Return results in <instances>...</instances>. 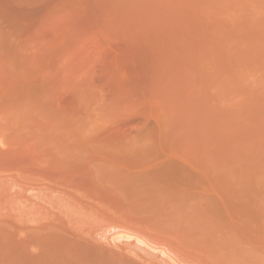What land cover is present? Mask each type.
Wrapping results in <instances>:
<instances>
[{"label":"rangeland","instance_id":"1","mask_svg":"<svg viewBox=\"0 0 264 264\" xmlns=\"http://www.w3.org/2000/svg\"><path fill=\"white\" fill-rule=\"evenodd\" d=\"M237 98L243 99L235 103ZM240 104L246 106L240 109ZM237 117L244 119L235 122L233 119ZM204 153L213 161L228 165L231 174L243 180L246 192L256 197L262 213L259 215L263 216L264 0H0V264H61L66 262L60 259L65 255H61L63 249L66 256L72 250L77 251L70 258L77 255L78 259V253L85 248L79 264L92 257L102 264L101 258L112 260L113 251L119 254L121 251L120 257L126 259L132 254L133 261L138 254L140 258H148L146 251L150 249L144 246L138 245L142 255L130 250L137 245L133 237L136 233L129 231L131 224L125 220L132 216L119 217H123L124 223L111 218L115 223L121 221L124 224L121 228L128 226V232L127 227L123 230L115 224V228L111 222L119 229L114 231L105 221L109 215L105 210L110 207L112 216L115 209L116 213L128 211L133 216L137 214V218L149 219L151 226H161L162 231L171 225L166 233L175 232L171 234L173 240L179 234L184 240L180 237L177 240L190 244L195 237H210L212 231L208 232V227L191 220L196 214L186 212V218L182 217L181 207L187 208L179 205L185 200L179 193L161 190L150 182L160 175L154 171L160 161L196 160ZM54 163L60 166L59 171H53ZM48 164L53 165V170L45 169V173L41 168ZM68 164L82 166L74 167L77 170L74 172L84 168L83 173L90 178L82 175L87 180L86 187L81 186L85 181L81 182L80 176L82 184L77 178L70 179L81 186L74 187L80 192L69 187L73 181L72 184L67 181L69 186L65 182V176L69 177L73 171L65 168H69ZM150 169L153 172H148ZM73 174L71 177L79 175ZM147 180L148 187L143 185ZM89 181L92 185L96 182L98 188L93 187L96 184L88 185ZM81 192L88 198L80 200ZM71 194L77 196L78 202L69 197ZM175 195L181 200H176ZM80 201L87 203H83L84 209ZM183 204L189 205L186 201ZM88 205L91 211L98 210L92 211L97 217L103 216L99 213L104 211L106 219L92 216L87 211ZM122 205L126 210H121ZM171 205L180 206L181 218H177L175 210L171 214ZM190 208L189 205L187 210ZM164 215L169 217L166 219L169 225ZM185 219L189 224L182 222L181 226L180 220ZM98 220L105 221L114 235L118 234L119 244L128 243L125 238L130 237L128 246H132L125 249L123 243L124 250L113 240L119 245L113 249L116 246L108 240L115 236L107 226L101 228ZM233 220H229L228 229L234 233L230 223ZM258 220L259 225L264 223V218ZM158 221L161 223L157 224ZM148 223L143 226L141 221V228L133 224V230L137 234L146 233L150 229H144L151 227ZM186 225L196 230L190 233ZM99 226L110 234L103 230L98 233ZM182 231L193 238L190 235L184 238ZM121 233L126 235L123 239ZM145 233L136 236L146 240L149 235ZM156 233L157 237L161 234ZM258 233L263 235L262 230ZM94 236L102 243L90 238ZM145 236L148 237L143 239ZM206 236L202 240L214 244L215 240ZM150 238L146 244L152 242ZM196 238L194 242L201 240ZM71 246L74 248L69 250ZM226 248V254L232 252ZM86 250L90 257L87 253L88 258L83 259ZM215 250L204 252L209 258L203 259L207 262L210 257L213 259ZM216 254L219 257L216 256V261L225 259L224 264L231 257L235 260L232 264L240 261L239 257L245 259L238 253L227 258L223 250V255L220 251ZM158 255L150 257L151 261L157 260ZM73 257L72 263L76 258ZM163 258H160L165 260L163 264H176V260L172 263Z\"/></svg>","mask_w":264,"mask_h":264},{"label":"bare ground","instance_id":"2","mask_svg":"<svg viewBox=\"0 0 264 264\" xmlns=\"http://www.w3.org/2000/svg\"><path fill=\"white\" fill-rule=\"evenodd\" d=\"M208 2V1H207ZM209 4H211L210 2H209ZM208 4V5H209ZM205 5H207V4H205ZM207 5V6H208ZM212 5V4H211ZM206 60V59H205ZM224 82V81H223ZM210 84H212V83H210ZM208 84L206 83V86H207ZM204 86V85H203ZM205 86V87H206ZM209 87V86H208ZM211 87V86H210ZM226 87V86H225ZM207 88V87H206ZM212 88H214L213 87V85H212ZM223 88V87H222ZM209 90H210V88H209ZM220 91H222V90H220ZM219 91V92H220ZM226 91V90H225ZM223 92V91H222ZM208 93H209V91H208ZM226 93V92H225ZM224 94V93H223ZM205 95V94H204ZM222 95V93H220L219 94V96H221ZM211 96V95H210ZM240 96H242V95H240ZM237 97V96H236ZM222 98V97H221ZM224 98V97H223ZM227 98V97H226ZM244 98V97H243ZM242 98V99H243ZM246 98V97H245ZM252 98V97H251ZM203 99V98H202ZM214 99V98H213ZM225 99V98H224ZM223 99V100H224ZM242 99H235L236 101H235V103L237 102V101H240V100H242ZM205 100V99H204ZM212 99H210V101H211ZM245 100V99H244ZM243 100V101H244ZM209 101V102H210ZM219 101V99L217 98L216 99V102H218ZM242 101V102H243ZM241 102V101H240ZM243 103H245V102H243ZM241 105V104H240ZM239 105V106H240ZM245 104H242L241 105V107H240V109L244 106ZM246 106V105H245ZM244 106V107H245ZM245 109V108H244ZM238 110H239V108H238ZM237 110V113L236 114H238L239 113V111ZM236 111V110H235ZM242 111V110H241ZM240 111V112H241ZM245 112H248L247 111V109H245L244 110ZM243 111V112H244ZM242 112V113H243ZM234 114V116H235V113H233ZM228 115V114H227ZM245 117V116H244ZM244 117H242V118H240L239 117V120H238V117L237 118H234L233 120L235 121V119H237V121H241V119H244ZM229 118H231L230 116H229ZM224 120V119H223ZM228 120V119H227ZM230 121H232V119L230 120ZM223 122H225V121H223ZM227 122V121H226ZM229 122V121H228ZM227 122V123H228ZM236 122V121H235ZM235 122H233L232 121V123H234L235 124ZM243 122L244 123H246V121L245 120H243ZM243 123V124H244ZM229 124V123H228ZM241 125H242V123H241ZM206 126H207V124H206ZM223 126H224V124H223ZM222 126V127H223ZM227 126H225V128H226ZM224 128V127H223ZM228 129L230 128V127H227ZM227 129V130H228ZM198 149V148H197ZM202 149V148H201ZM200 150V149H199ZM189 151V150H188ZM197 151V150H196ZM207 150H205V152H206ZM190 153L192 152V150L190 149V151H189ZM190 153H188V154H190ZM193 154H196V155H198L199 153L198 152H194L193 151ZM54 164H56V163H54ZM71 167H70V166ZM30 166V165H29ZM51 166V165H50ZM49 166V164H48V166L46 167V165L43 167V166H41V167H43V169L41 168V170H44L43 172H45L46 170H48V168H49V170L53 167V165H52V167H50ZM68 166H69V168H67V166L65 167L66 169H71V171L72 172H70V173H76V174H79V175H77V177H71V175L72 174H70V175H68L69 177H67V176H65L67 179H66V181L65 182H67V181H69V182H71V181H73V179L75 178H77L76 180H77V182L78 183H80V184H82L81 182H82V180L83 181H85V182H83L84 184L83 185H81L82 187L84 186V187H86L87 185H86V181L87 180H89L90 178L87 176V173L86 174H84L85 173V170H83V169H81V171H82V174L80 173V172H76L77 170L74 168V167H76V168H78V167H81L82 168V166H80V165H76V166H74V164H68ZM73 166V167H72ZM156 166H157V168H155L156 170H154V171H157V172H159L160 173V175H159V177H157V176H155V178H153V180H151L150 182H151V184L153 183V182H155V184H156V188L158 187L159 189H161V190H166V191H169V192H177V193H179L185 200L183 201V200H181V198L182 197H178V195H177V197L181 200V202H182V204H181V202H180V204H179V202L178 201H174L175 203H177V204H179L180 206L181 205H183V206H185L184 208H189V205L191 206V208H192V210H191V208L189 209V210H187V209H185V210H183V208L181 207V210L184 212L183 214H184V216H182L183 214L181 213V212H178V210H180L179 208H180V206L179 207H177V206H172L173 207V211H172V209H170V211H172L173 213H171V214H174L175 213V211H177L175 214H177V218H181V217H179V216H182V217H184V218H186L185 216L187 215V213H189V212H191V215H193L194 216V214H196L195 215V217H194V219L192 218L191 220H197L200 224H202L203 226H206V227H208L209 229H207L208 230V232H211L212 231V233H211V235H210V237H209V235H208V237L206 236V235H203L204 237L206 236L207 237V239L209 240V239H213V240H215L214 241V244H209L210 242H208V241H203L202 240V238H203V236L201 235L200 237H202V238H196V239H198V240H200L199 242L197 241H193V240H191V237L193 236V235H191V234H189V232H186V231H182L186 236L188 235H190L191 237H190V239H189V241L190 242H192L191 244L190 243H188V241L186 242H183V237H181V235L179 234L178 236L180 237V238H182L181 240L182 241H179L180 240V238L179 237H177V235L175 236V235H173V237L175 236V237H177L175 240H173V239H171L172 238V235L171 234H173V233H175V232H173V233H169L168 231H167V233H166V230L168 229L169 230V227L171 226V225H169L168 223H167V218H169L168 216H166V215H164V216H166V218L164 217V219H162V220H164V221H166V223L169 225L168 226V228L166 229V227L164 228V229H166L165 231L163 230H161V229H163V228H158V226L157 227H155L154 225H152L151 226V223H148L149 221L146 219L145 220V218H137V214H136V216H133V215H131V213H128V211L126 212V211H121V212H118V213H116V209L115 208H113V209H115V212H114V210H113V212L115 213H113V216H115V217H113L112 216V210H111V207L110 208H107L106 210H105V212L106 213H108L109 215H105L106 213L103 211V213H99V215H101V214H103V216L101 217V216H98L97 217V215H95L96 213H93L92 211H94V210H90V206L92 207L93 206V204H90V206L88 205L86 208L88 209L87 211H91L92 212V216H96L97 218L96 219H106V217H107V219H110V221L109 220H105L106 222H108L109 223V225L111 226V228L113 227V230L114 231H118L119 229H123V230H125V229H127L126 231L128 232V226H124V228L125 227H127V228H121V227H123V225L124 224H121V221L122 220H124L123 219V217H124V215H126L127 216V218H128V216L130 215V216H132V217H130V219L128 218V219H126L125 221H127L128 223H130L131 224V228L133 227V224H135V225H139L140 224V222L142 221V223H143V226H146V224L148 223V224H150V225H148V226H151L152 227V229H151V227H147L146 229H144V230H146L147 231V229L149 228L150 230H152V231H150L149 229V233L148 232H146L148 235H149V237L148 236H145V238H143V239H146V237H148V238H150V239H152V240H150V241H152V242H150V243H152L153 245H154V243L155 244H158V246H156V247H150L149 246V244L147 245L146 244V242L147 241H149V239L147 240H142L141 239V237H142V235H143V233H145L143 230V232H140V234H139V232H138V234H137V230H136V232L133 230V229H135L134 227L132 228V230H131V228H129L130 230L129 231H133V233L135 234L136 233V235L137 236H141V237H139V238H137V236L135 235V236H133L134 238H135V242L134 243H136L137 245H135L134 247L132 246V244H131V248L128 246L129 244V242L131 243V238L130 237H126L125 239L126 240H128L127 242L128 243H125L124 241H123V243L125 244H123L122 243V240H121V243L122 244H119L118 242H117V240H119L120 238H116V235H118V234H115L114 235V231L112 232V229L110 228V226L108 227V224L105 222V221H103L102 220V222H104L103 224H106V225H103L102 224V222L101 221H99L101 224V228L104 226V227H106V228H108V229H110L111 230V232L110 233H113V235L112 236H115V237H113L112 239L111 238H109L110 240H108V241H111L112 240V242H111V244H114L115 245V243H117V244H119L121 247H122V249H129L130 248V250L132 251V249L134 250V252L135 251H137V254H138V252L139 253H141L142 251V248H145L146 247V250H147V248L148 249H150V251H146V250H144V251H146L147 253H146V255H147V257L148 258H146V257H143V256H141V258H140V256H139V254H138V257H137V255L133 252V256H135V258H137V260H135V261H133L134 259H130V256L132 255H130V254H128V252H131L130 250L128 251V252H126V251H124L125 252V254L127 253L129 256H128V258L130 259H126V258H123V256L122 257H120V254H121V251H120V254L119 253H117L116 251H113V252H115L117 255L119 254V257L118 256H116V255H114L115 253H113L112 252V256H113V258L111 257V255L109 254V256L112 258V260H110V258H109V256L107 255L106 257H108L109 259H106V260H104V261H106L105 263H104V261H102V258H101V262H103L102 264H163L164 262H165V260H164V262L162 261L164 258L163 257H167V258H169L171 261L172 260H176V264L178 263V264H207V263H209L210 264V260H211V263L212 264H217V263H223L224 264V262L226 263L227 261L224 259V257L222 258V259H224V261L223 262H220V260L219 259H217V261H216V256H217V254H220V253H217L216 255H215V252L216 251H220L221 252V255H223L222 254V250H223V252L226 254V251H224V249L226 250L227 248L226 247H228L229 249L231 248V250H232V252L231 253H229L228 251H229V249H228V253L229 254H226V256L225 257H230V256H233L232 254H234V253H236L235 255L237 256V253L238 254H240V255H244V258L245 259H242L243 257H241V259H240V257L239 258H237L238 260H240V261H242L240 264H244L246 261H248L249 259V263L248 264H264V223H261V225H259L258 224V219H259V217L261 218L262 217V219L264 218L263 216H264V214H263V216H261L262 215V213H259V211L260 210H258L259 208H258V201H257V199H256V197L253 195V194H251L250 192L249 193H247L246 192V186H245V183L243 182V180L240 178V177H237V176H234L233 174H231V172H230V167L228 166V165H226L225 163H220V161L218 162V161H213L212 159H210V157H208V155H206V153H204L202 156H200V158L199 159H196V160H185V159H175V160H173V159H169V158H166V159H164V160H162V161H160L158 164H156ZM56 167H58V169L56 168ZM60 166L58 165L57 166V164L56 165H54V170H53V168L50 170V171H55V170H57V171H59L60 170V168H59ZM62 167H64V166H62ZM73 168V169H72ZM46 169V170H45ZM64 169V168H63ZM48 170V171H49ZM74 170H76L75 172H74ZM32 171V170H31ZM56 171V172H57ZM83 171H84V173H83ZM43 172H41V173H43ZM47 172V171H46ZM45 172V173H46ZM61 172H62V169H61ZM148 172H153V170H149ZM64 173V172H63ZM62 174V173H61ZM76 174H75V176H76ZM81 174V175H80ZM46 175V174H45ZM57 175V174H56ZM74 175V174H73ZM82 175L83 176H85L86 175V177L88 178L87 180H86V178L84 177H82ZM89 175V174H88ZM82 177V178H80V177ZM48 177H49V175H48ZM51 177V176H50ZM78 177H79V180H81V182L78 180ZM54 178V177H53ZM71 178H73L72 180H70ZM148 179V178H147ZM151 179V177H149V180ZM63 180H65L64 178H63ZM76 180H74L73 181V184H72V182H71V184H72V186H69V185H71L70 183H68L67 182V184H68V186L69 187H73V190H76L78 187L79 188H81V186H77L78 185V183L76 182ZM116 179H114L113 181H115ZM138 180V179H137ZM149 180H147V182H145L146 183V185L145 184H143L144 186H146V187H148L149 186ZM60 181H62V180H60ZM60 181H59V183H60ZM94 181V180H93ZM131 181V180H130ZM144 181V180H143ZM146 181V180H145ZM76 182V183H75ZM92 182V181H91ZM90 181H89V183H91ZM98 182V181H97ZM99 182H100V180H99ZM117 182V181H116ZM116 182H115V184H116ZM134 182V181H133ZM132 182V183H133ZM139 182V181H138ZM75 183V184H74ZM88 183V182H87ZM94 183V182H93ZM108 183H110V182H107V184ZM113 183V182H112ZM112 183H110V184H112ZM140 183V182H139ZM147 183H148V185H147ZM77 184V185H76ZM95 184H96V182H95ZM95 184H93V185H95ZM100 184H101V182H100ZM109 184V185H110ZM115 184H112V185H115ZM75 185V186H74ZM88 185H92V183L91 184H88ZM92 185V186H93ZM111 185V187H114V186H112ZM120 185V184H119ZM154 185V184H153ZM117 186V185H116ZM64 187H66V186H64ZM69 187L67 188V189H69ZM74 187H77V188H75L74 189ZM90 187V186H89ZM88 187V188H89ZM93 187H96V188H98V185L96 184L95 186H93ZM122 187V186H121ZM152 187V186H151ZM155 187H152V188H155ZM88 188H87V190L86 191H89L88 190ZM95 188V189H96ZM155 188V189H156ZM47 189V188H46ZM82 189H84V188H82ZM102 189V188H101ZM71 190V189H70ZM78 190V189H77ZM100 191V189H97V191ZM79 192H80V189L78 190ZM77 191V192H78ZM85 191V192H86ZM157 191H159L158 189H157ZM64 192V191H63ZM76 191H74V192H72V193H75ZM77 192L75 193V194H77ZM78 192V193H79ZM169 192H167V194L169 193ZM62 193V192H61ZM64 193H66L67 194V192L65 191ZM100 193H102L101 191L99 192V194ZM176 193V194H177ZM82 194L84 195V193H80V195H81V197L78 195V197H80V198H82L83 196H82ZM89 194H91V193H89ZM173 196H174V194L173 193H171ZM68 195H70V193L68 194ZM171 195V196H172ZM89 196V195H88ZM94 196V195H93ZM172 196V197H173ZM69 197H74V196H72V194H71V196H69ZM77 197V196H76ZM76 197H74V198H76ZM84 197H87V196H84ZM83 197V198H84ZM101 197H104V195H102ZM106 197V196H105ZM171 197V198H172ZM74 198H72V199H74ZM79 198V199H80ZM80 199V200H84V199ZM88 198V197H87ZM95 198H97V197H95ZM100 198V197H99ZM171 198H169V199H171ZM175 198H176V195H175ZM78 198H76L75 199V202H76V200H77ZM109 199V198H108ZM179 199H177L176 198V200H179ZM100 200V199H99ZM175 200V199H174ZM179 200V201H180ZM167 201V200H166ZM166 201H165V203H166ZM186 201V203L187 204H189V205H186V204H183L184 202ZM77 202H78V200H77ZM85 202H87V201H85ZM94 202V201H93ZM98 202V201H97ZM105 202V201H104ZM170 202V201H169ZM80 203H81V201H80ZM80 203H79V205H80ZM83 203H84V201H83ZM83 203H81V205L80 206H82L83 205ZM114 203H116L115 201H114ZM164 203V204H165ZM172 203V202H171ZM170 203V204H171ZM174 203V204H175ZM77 204V203H76ZM85 204H87V203H84V205ZM95 204V203H94ZM98 204H99V202H98ZM106 204H108V202L106 203ZM111 204V203H110ZM97 205V204H96ZM109 205V204H108ZM132 205V204H131ZM169 205V204H168ZM167 205V206H168ZM249 206V208L247 209L246 208V206ZM98 206V205H97ZM99 206H100V204H99ZM123 206V205H122ZM121 206V208H123V209H121V210H126V207H122ZM162 206V205H161ZM171 206H169V208L171 207ZM187 206V207H186ZM85 207V206H84ZM101 207V206H100ZM109 207V206H108ZM117 207V206H116ZM130 207V206H129ZM128 207V208H129ZM164 207V206H163ZM94 208V207H93ZM105 208H106V206H105ZM175 208V209H174ZM82 209H84L83 208V206H82ZM101 209H102V207H101ZM108 209H110V210H108ZM119 209V210H120ZM159 209H160V207H159ZM97 209L95 208V211H96ZM103 210V209H102ZM175 210V211H174ZM195 211V213H193L192 211ZM94 211V212H95ZM98 211V210H97ZM96 211V212H97ZM169 211V212H170ZM235 213H234V212ZM110 212V213H109ZM130 212V211H129ZM156 212V211H155ZM154 212V213H155ZM166 212V211H165ZM187 212V213H186ZM230 212L233 214V219H230L229 217H231L230 215ZM121 213V214H120ZM122 213H124V214H122ZM161 213H164V211L163 212H161ZM181 215H180V214ZM186 213V214H185ZM111 214V215H110ZM120 214V215H119ZM129 214V215H128ZM133 214V213H132ZM158 214H160V212L158 213ZM164 214H166V213H164ZM235 214V215H234ZM259 214H261V215H259ZM119 215V216H118ZM123 215V217L122 218H119V217H121ZM179 215V216H178ZM106 216V217H105ZM126 216L124 217V218H126ZM139 216H140V214H139ZM138 216V217H139ZM159 216V215H158ZM163 216V215H162ZM190 216V215H189ZM192 216V217H193ZM236 216V217H235ZM100 217V218H99ZM110 217V218H109ZM143 217H145V216H143ZM111 218H113V219H111ZM121 219V221L119 222L120 223V225H119V223H115L116 221L115 220H118L119 221V219ZM132 218V219H131ZM138 219V220H140V222L139 221H137V220H134V219ZM149 218V217H148ZM175 218H176V216H175ZM191 218V217H190ZM142 219V220H141ZM173 220H174V218H172ZM171 219V220H172ZM183 219V218H182ZM115 221V222H113V221ZM143 220H145V221H143ZM155 220V219H154ZM161 220V221H162ZM169 220V219H168ZM229 220L231 221V220H233L234 222L232 223V222H230L231 223V225H232V227L231 228H233V231H234V233L233 232H231V230H230V232H229V227H230V224L228 225V222H229ZM148 221V222H147ZM153 221V220H152ZM179 221V220H178ZM185 221V222H184ZM180 220V223L179 224H181L182 222L183 223H188L189 224V222H187V220L185 219V220ZM112 222V224L113 225H115V224H117V226H118V230L117 229H115V228H117V226L114 228V226H112L110 223ZM155 221H153L152 223H154ZM122 223H124L123 221H122ZM138 223V224H137ZM145 223V224H144ZM157 224L158 223H161V222H156ZM155 223V224H156ZM163 223V222H162ZM194 223V222H193ZM171 224V223H170ZM177 224V223H176ZM179 224H177V226H179ZM196 224V223H195ZM122 225V226H121ZM172 225H173V223H172ZM191 225V224H190ZM120 226V227H119ZM140 226V225H139ZM167 226V225H166ZM174 226H175V223H174ZM173 226V228H175ZM176 226V227H177ZM181 226H182V224H181ZM184 227H185V225H183ZM187 226V225H186ZM229 226V227H228ZM259 226H260V228H259ZM263 226V227H262ZM103 227V228H104ZM155 227V228H154ZM189 228V230H188V228ZM186 227V230H188V231H190V233H192L191 231H193V230H196V229H193L194 227H193V225H192V230H190L191 228V226H187ZM262 227V228H261ZM99 228H100V226H99ZM98 228V229H99ZM99 229L98 230V233H99V231L100 230H103V229ZM140 228H141V226H140ZM139 228V229H140ZM154 228V229H153ZM158 228V230H156L157 232H160L161 234V237H160V235H159V237H157L158 235L157 234H159V233H156L155 234V232L156 231H153V230H155V229H157ZM172 228V227H171ZM229 228V229H228ZM105 229V228H104ZM176 229V228H175ZM177 229H179V228H177ZM176 229V230H177ZM107 230V229H106ZM159 230H161V231H159ZM206 230V229H205ZM260 230H262V233H263V235L261 234V235H259V233H258V231H260ZM95 231V230H94ZM109 230H107V232H108ZM122 231V230H121ZM180 231H181V229H180ZM74 232V231H73ZM96 232H97V230H96ZM106 231L104 232V230H103V233H107ZM127 232H125V233H127ZM150 232H151V234L153 233L154 234V236H150ZM187 234H186V233ZM102 233V232H101ZM102 233V234H103ZM109 233V232H108ZM109 233V234H110ZM116 233V232H115ZM145 233V234H146ZM181 233V232H180ZM194 233H196L195 231H194ZM205 233V232H204ZM67 234V233H66ZM69 234V233H68ZM72 234V233H71ZM70 234V235H71ZM120 234V233H119ZM122 234V233H121ZM130 234V233H129ZM152 234V235H153ZM168 234H170V235H168ZM183 234V235H184ZM76 235V234H75ZM79 235V234H78ZM86 235V234H85ZM89 235V234H88ZM88 235L86 236V237H88ZM92 235V234H91ZM100 235V234H99ZM108 235V234H107ZM126 236L125 234H122V235H120L121 237L122 236ZM131 235H132V233H131ZM164 235V236H163ZM184 235V238H188V236L186 237ZM195 235V234H194ZM198 235V234H197ZM19 236V235H18ZM80 236V235H79ZM103 236V235H102ZM104 236H105V234H104ZM110 236V235H109ZM111 236V237H112ZM144 236V235H143ZM169 236V237H168ZM171 236V237H170ZM211 236L213 237V238H211ZM73 237H74V235H73ZM72 237V238H73ZM96 237H100V236H96ZM107 237V236H106ZM174 237V238H175ZM70 238H71V236H70ZM70 238H69V240H70ZM77 238V237H76ZM82 238H84V237H82ZM90 238H93V239H95V236L94 237H90ZM101 238V240H102V237H100ZM105 238V237H104ZM108 238V237H107ZM193 238V237H192ZM99 238H97V239H95V242H96V240H98ZM106 239V238H105ZM122 239H123V237H122ZM177 239H179V240H177ZM116 241L115 243H114V241ZM185 240H188V239H185ZM213 240H211V242H213ZM18 241L19 242H21L22 240H20V239H18ZM65 241H67V240H65ZM78 241V240H77ZM84 241V240H83ZM99 241V240H98ZM107 241V240H106ZM146 241V242H145ZM70 242V241H69ZM81 242H82V239H81ZM84 242H86V241H84ZM83 242V243H84ZM88 242V241H87ZM94 242V241H93ZM94 242V243H95ZM204 242V243H203ZM68 243V242H67ZM76 243V242H75ZM99 243H102V242H100L99 241ZM109 243V245H111L110 244V242H108ZM208 243V244H207ZM70 244H72V243H70ZM69 244V245H70ZM80 244V243H79ZM82 244V243H81ZM152 244H150V245H152ZM76 245V244H75ZM74 245V246H75ZM85 245V244H84ZM92 245V244H91ZM95 245V244H94ZM94 245H93V247H94ZM118 245V246H119ZM123 245H124V248H123ZM138 245H141V247L142 246H144V247H142V248H140ZM204 245L206 246V245H208V246H206L207 247V250L209 251V250H211V252H212V250H214V249H216L215 250V252H213V259H215V260H213V259H211V257H210V259L208 260V262H207V260H206V258L208 259L209 258V256L207 257V256H205V253H206V251L207 250H205L206 248L204 247ZM66 246V245H65ZM68 246V245H67ZM82 246V245H81ZM96 246V245H95ZM116 247H113V249L114 248H116L117 249V245H115ZM209 246H212L211 248H209ZM98 247V246H97ZM102 247H104V246H102ZM213 247H214V249H213ZM66 248V247H65ZM69 248V247H68ZM68 248H66V249H68ZM74 248V247H73ZM72 248V246L69 248V250H72L73 249ZM75 248H77V247H75ZM82 248H84V247H82ZM89 248V247H88ZM135 248H137V249H135ZM141 250H140V249ZM219 250H218V249ZM79 249H80V247H79ZM86 249V248H85ZM85 249H84V251H85ZM91 249H92V247H91ZM90 249V250H91ZM101 249V248H100ZM124 249V250H125ZM76 250H78V248L76 249ZM109 250V249H108ZM205 250V251H204ZM74 250H72V252H73ZM81 251V250H80ZM83 250H82V252H84ZM88 251H89V249H88ZM93 251V250H92ZM91 251V252H92ZM112 251V250H111ZM118 251V250H117ZM144 251H143V253H144ZM152 251V252H151ZM207 251V252H208ZM69 252V251H68ZM67 252V253H68ZM71 252V251H70ZM69 252V254L70 255H68V256H66L67 254H66V250H62V253H61V255H64V256H66L65 258L66 259H63L64 258V256H63V258H60V255H59V258L60 259H62V262L63 261H65L66 260V262H68L71 258H70V256H71V254L73 255V253L71 252L70 253ZM75 252V251H74ZM77 252V251H76ZM75 252V253H76ZM78 252H79V250H78ZM81 252V253H82ZM97 252H99V251H97ZM96 252V253H97ZM149 252L150 253H153V254H151L152 256H154L156 253H158L159 255L157 256V257H159V258H157V260L158 259H160V258H163L162 260H161V262H157V260L156 259H154V262L153 261H151V258H152V256H148L149 255ZM154 252H156L155 254H154ZM202 252H203V255H202ZM205 252V253H204ZM211 252H209L210 254H212ZM234 252V253H233ZM27 253V252H26ZM64 253V254H63ZM81 253L79 252L78 253V255L80 254L81 255ZM88 252H87V250H86V252H85V254H82L83 255V259H86V257L88 258V256L90 257V254L88 255L87 254ZM93 253H95V252H93ZM95 253V255H97ZM108 253V252H107ZM132 253V252H131ZM99 254V253H98ZM103 254V253H102ZM135 254V255H134ZM171 254V255H170ZM224 254V255H225ZM231 254V255H230ZM31 255V254H30ZM35 255V254H34ZM79 255V256H80ZM85 255V256H84ZM88 255V256H87ZM101 254H99L98 256H100ZM141 255H142V253H141ZM144 256H146L145 254H143ZM202 255V256H201ZM229 255V256H228ZM77 255H74V257H73V259L76 257ZM78 256V259H77V257L73 260V261H75V262H73L72 263V259H71V261H69L70 263H67V264H79V262H80V260H82V259H80L81 257H79ZM93 256V255H92ZM103 256V255H102ZM114 256H116V259L115 260H113L114 259ZM127 256V255H126ZM172 256H174L176 259H174V258H171ZM236 256H234V258H236ZM239 256V255H238ZM37 257V256H36ZM67 257H69V258H67ZM85 257V258H84ZM97 257V256H96ZM95 257V258H96ZM105 257V256H104ZM103 257V258H104ZM132 257V256H131ZM203 257H206L205 259H203ZM218 257V256H217ZM93 258L94 257H92V259L91 258H88L87 260H89V262H87V260L85 261L84 260V263L85 262H87V263H89V264H95V262L97 261H95V259L93 260ZM99 258V257H98ZM98 258H96V259H98ZM144 258V259H143ZM153 258H155V257H153ZM166 258V259H167ZM219 258V257H218ZM67 259H69L68 261H67ZM80 259V260H79ZM90 259L92 260V261H90ZM150 259V260H149ZM230 260V262H234L233 261V258L231 257V258H229ZM232 259V260H231ZM246 259H248V260H246ZM77 260V261H76ZM78 260H79V262H78ZM108 260V261H107ZM156 260V261H155ZM206 260V261H205ZM219 260V261H218ZM99 262H100V258H99V260H98ZM178 261V262H177ZM240 261H238V262H240ZM66 262H63V263H61V264H66ZM82 263H83V261H81ZM100 262V263H101ZM139 262H141V263H139ZM157 262V263H156ZM170 262V261H169ZM174 261H172V263H173ZM217 262V263H216ZM230 262H228V264H232V263H230ZM236 262H237V260H236ZM234 263V264H239V263ZM244 262V263H243ZM83 263V264H84ZM87 263H85V264H87ZM98 262H96V264H97ZM81 264V263H80ZM167 264V263H166ZM173 264H175V262L173 263Z\"/></svg>","mask_w":264,"mask_h":264}]
</instances>
